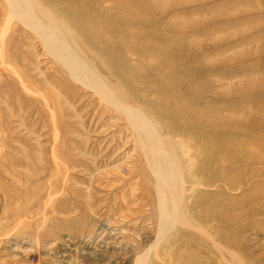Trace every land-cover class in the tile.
Masks as SVG:
<instances>
[{
    "label": "rangeland",
    "instance_id": "obj_1",
    "mask_svg": "<svg viewBox=\"0 0 264 264\" xmlns=\"http://www.w3.org/2000/svg\"><path fill=\"white\" fill-rule=\"evenodd\" d=\"M34 1L108 95L0 0V264H264V0Z\"/></svg>",
    "mask_w": 264,
    "mask_h": 264
},
{
    "label": "bare ground",
    "instance_id": "obj_2",
    "mask_svg": "<svg viewBox=\"0 0 264 264\" xmlns=\"http://www.w3.org/2000/svg\"><path fill=\"white\" fill-rule=\"evenodd\" d=\"M20 3L22 2L23 5L18 10V15L25 19L27 23L32 25L36 29V31L44 37L45 43L52 48L53 54L60 60L61 62L65 63L75 74L77 77L87 80V79H93L95 80V83H97V89L99 88V91L106 93L108 92L106 90V87L103 85H100L98 78H95L93 74H91L88 69L86 68V64L75 56H73L74 52H70L71 50L68 47H65L63 45L62 39L60 35L57 32V28L55 26H47L45 25L37 16L35 13V1L34 0H16ZM39 5V4H38ZM59 31V30H58ZM46 38V39H45ZM65 44V43H64ZM47 45V46H48ZM65 47V48H64ZM73 54V55H72ZM64 64V65H65ZM71 72V73H72ZM102 84V83H101ZM103 93V94H104ZM108 95V94H107ZM104 94V96H107ZM111 95V94H110ZM111 101V99H110ZM118 103V102H117ZM119 104V103H118ZM118 107H122L119 105ZM123 108V107H122ZM124 113H127L128 116L131 118L133 125L135 128L140 132L139 139L141 140L143 147L142 149H145L147 152V158L149 162V166L156 178V189L158 192L163 194L167 189L171 190L173 193V201L171 203L173 204L172 209H169V205L167 206V203L169 204V201L165 200V198L161 199V223L167 224L166 227H169L168 224H174V223H187L184 220V217L181 215L180 212V199L183 197L184 187L181 185L180 193H177V185L176 182L177 179H180V170L176 163V158L174 156H171L167 153L166 145L164 141L160 138V136L153 130L151 126L144 120L143 117L139 116V114L135 113L134 111L127 110L123 108ZM184 184V183H182ZM193 188V187H192ZM182 191V192H181ZM157 192V193H158ZM168 192V190H167ZM166 194V192H165ZM186 216V215H185ZM186 225V224H185ZM168 229V228H166ZM199 230V229H198ZM215 243V241H214ZM217 246V245H216ZM145 258V256H144ZM146 259V258H145ZM148 259V257H147ZM136 264H145L144 259L142 258L141 261L136 262Z\"/></svg>",
    "mask_w": 264,
    "mask_h": 264
}]
</instances>
